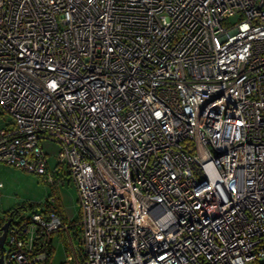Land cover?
I'll return each instance as SVG.
<instances>
[{"label": "built area", "instance_id": "obj_1", "mask_svg": "<svg viewBox=\"0 0 264 264\" xmlns=\"http://www.w3.org/2000/svg\"><path fill=\"white\" fill-rule=\"evenodd\" d=\"M0 105V161L70 169L63 264H264V0H0ZM63 227L13 217L3 263Z\"/></svg>", "mask_w": 264, "mask_h": 264}, {"label": "rangeland", "instance_id": "obj_2", "mask_svg": "<svg viewBox=\"0 0 264 264\" xmlns=\"http://www.w3.org/2000/svg\"><path fill=\"white\" fill-rule=\"evenodd\" d=\"M238 18L239 13L231 16L232 21ZM14 125L15 121L11 113L0 105V130L12 128ZM41 144L48 153V170L53 174V181L48 180L47 174H38L0 161V182L3 184L0 187V218L5 210L21 205H27L21 212L30 214L41 210L47 202L61 203L67 216L65 220L61 218V221L68 224V227L58 229L52 234L53 251L43 264H63L68 253L73 254L76 259H81L83 256L79 218L81 210L69 167L57 163L60 145L49 139L42 140ZM31 203H34V206H31Z\"/></svg>", "mask_w": 264, "mask_h": 264}, {"label": "trees", "instance_id": "obj_3", "mask_svg": "<svg viewBox=\"0 0 264 264\" xmlns=\"http://www.w3.org/2000/svg\"><path fill=\"white\" fill-rule=\"evenodd\" d=\"M53 200L55 201L56 199H53ZM30 205L34 206V203H31ZM26 207H27V205H21V206H18L17 208L5 210L3 216L0 218V232H1V226L3 225V223L8 218H10V217L13 218V217L19 216L22 213L21 210L26 209ZM39 211H41L43 213H48V212H51V211L56 212L64 220L67 217L65 212H64V209L62 207V204L58 203V201H57V203L47 202L46 204H44L43 208L41 210H39ZM79 218H80V216H79ZM67 227H68V224H67ZM50 250L53 251V248H51Z\"/></svg>", "mask_w": 264, "mask_h": 264}, {"label": "water", "instance_id": "obj_4", "mask_svg": "<svg viewBox=\"0 0 264 264\" xmlns=\"http://www.w3.org/2000/svg\"><path fill=\"white\" fill-rule=\"evenodd\" d=\"M11 219H12L11 217L8 218L3 223V225L1 226V233H0V263L1 264H4L3 263V256H2V249H3V245H4V242H5L7 233H8V228H9V224L11 222Z\"/></svg>", "mask_w": 264, "mask_h": 264}]
</instances>
